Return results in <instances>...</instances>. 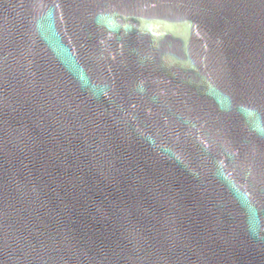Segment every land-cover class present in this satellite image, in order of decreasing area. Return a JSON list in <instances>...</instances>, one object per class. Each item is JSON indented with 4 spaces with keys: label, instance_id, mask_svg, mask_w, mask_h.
Instances as JSON below:
<instances>
[{
    "label": "water",
    "instance_id": "water-1",
    "mask_svg": "<svg viewBox=\"0 0 264 264\" xmlns=\"http://www.w3.org/2000/svg\"><path fill=\"white\" fill-rule=\"evenodd\" d=\"M0 264H264V0H0Z\"/></svg>",
    "mask_w": 264,
    "mask_h": 264
}]
</instances>
